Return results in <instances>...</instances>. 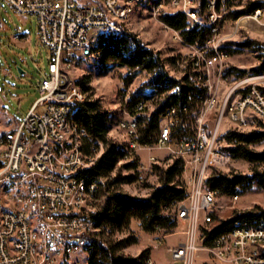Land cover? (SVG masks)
Masks as SVG:
<instances>
[{"label":"built area","instance_id":"1","mask_svg":"<svg viewBox=\"0 0 264 264\" xmlns=\"http://www.w3.org/2000/svg\"><path fill=\"white\" fill-rule=\"evenodd\" d=\"M1 1L19 14L35 17L48 65L38 84L39 96L25 116L11 128L0 124V264H61L65 258L92 251L100 230L94 212L107 185L105 177L89 180L81 175L102 155L104 144L96 142L86 151L88 134L73 115L87 97L71 72L82 62L101 58L97 45L102 33L128 37L124 24L144 0H0V9ZM192 1L149 0L148 8L156 16L169 4L211 29L213 36L205 45L188 44L194 49L190 61L196 79L206 90L194 135L172 137V129L179 122L175 106L165 110L153 145L139 141L138 119L125 108L127 117L120 119L118 126L128 137L130 153L149 152L139 162L144 174L140 184L154 174L155 164L175 158L182 162L181 180L187 197L178 203L177 218L184 229L179 231L183 235L180 243L169 248L172 262L264 264V220H237L230 232L209 244L200 232L220 208L215 204L217 191L203 186L206 170L225 168L232 161L227 141L219 132L221 123L228 117L241 130L255 129L259 121L264 122V73L235 82L220 105L216 121L207 123L206 114L216 103L217 87L211 76L217 75L222 84L228 80L222 70L228 51L215 37L221 30L227 2L206 0L209 16L203 21L196 18ZM261 1L262 6L238 19L264 25ZM13 37L27 36L17 31ZM176 64L180 66V60ZM142 107L141 103L137 106L139 110ZM155 150H162L164 155L157 157L152 153ZM146 263L153 264L152 259Z\"/></svg>","mask_w":264,"mask_h":264},{"label":"trees","instance_id":"2","mask_svg":"<svg viewBox=\"0 0 264 264\" xmlns=\"http://www.w3.org/2000/svg\"><path fill=\"white\" fill-rule=\"evenodd\" d=\"M226 2L228 8L242 4L241 0L236 4L231 3V0ZM205 5L206 0H200V6L195 9L199 16L200 9ZM262 5L263 2L260 1L246 2L243 9L234 10L229 15L233 20H237ZM170 7V10H164L162 21L178 31L185 43L195 46L205 45L212 35L210 27L189 21L180 9ZM97 48L102 53L101 58L92 61L95 64H93L94 68L99 71L126 69L128 76L124 77V80L133 79L141 72H145L150 77L148 92L132 93L123 105L130 115L138 119L141 143L153 145L156 142L165 110L171 106L177 108L179 119L177 126L172 129V137L194 135L195 119L201 109L202 99L206 96V90L197 81V73L191 62L186 66L183 76L177 78L170 74L166 60L162 59L158 52L131 33L128 37L122 38L102 33ZM224 48L227 49L228 55L250 49L259 61L258 66L249 71L234 67L227 68L224 70L226 76L236 80L245 74L264 72V44L245 40L226 42ZM211 53L209 50V54ZM171 61L173 62V59ZM88 82V80L85 82L79 80V84L76 83L86 93L90 90L87 86ZM140 103L143 107L139 110L137 106ZM148 103H152L154 107L150 113H148ZM118 117V112L104 110L100 100L88 98L73 115V120L88 134L87 152L96 142L104 144L102 155L90 167L83 169L81 175L89 180L98 176L107 178L106 188L100 197V200L102 198L104 200L94 212L100 228L99 236L94 239L86 264H147L149 249L143 250L136 256L118 255L119 251L137 240L136 236L130 234L131 224L137 223L140 231L149 235L159 232L164 236L173 234L179 226L178 203L187 197V188L181 180L183 166L179 158L155 164L154 174L149 177L150 180L147 181V177L141 184L138 182L143 177V172L139 168L140 158L128 151L127 143L108 138L113 124L118 122ZM224 137L227 141L226 150L232 160L247 162L251 166L252 173L239 175L209 167L203 183L204 188L216 190L218 196L227 198L239 197L254 188L264 191V170L256 168L264 165V150L256 152L252 149L264 142V122L259 121L258 127L248 132L229 130L224 133ZM131 183L144 185L150 191L146 196L124 193L121 190L122 186ZM237 220H264V210L238 213L226 220L213 215L212 221L202 226L200 232L206 236V243L209 244L214 238L230 232ZM123 233H128V236L121 240L114 238L115 235ZM73 257L75 256L65 258L61 264H67ZM209 263L211 262L204 261L202 264Z\"/></svg>","mask_w":264,"mask_h":264},{"label":"rangeland","instance_id":"3","mask_svg":"<svg viewBox=\"0 0 264 264\" xmlns=\"http://www.w3.org/2000/svg\"><path fill=\"white\" fill-rule=\"evenodd\" d=\"M254 1L262 2L261 0H241L242 4L239 6L227 7L226 15L222 19L221 30L215 36L216 40H220L221 45H224L226 42H243L245 40H253L264 44V25H259L247 19L233 20L229 15L234 10L243 9L246 2ZM148 2L149 0H144L134 8L129 20L124 24V28L127 32L136 35L149 48L158 52L161 58L166 60L170 74L180 78L183 76L186 66L191 62L190 54L194 52V49L187 43H183L184 41L181 39L178 31L171 29L170 26L162 21L161 16L163 12L164 10H170V5L165 4L161 13L153 16L148 8ZM237 2L238 0H231L233 4ZM1 5L0 124L4 128H11L13 124L25 116L38 98V84L44 72L47 71L48 58L46 50L41 47L38 39L35 17L15 12L6 1H1ZM199 6L200 0L192 1V10H195ZM208 16L209 10L204 6L200 9V16L197 14L196 18L207 21ZM188 19L189 21H194L189 17ZM17 31L25 34L27 37L18 40L14 39L13 36ZM209 48L207 47L208 53ZM171 59H173V62ZM175 60H180L181 65H177ZM93 62L92 60L82 62L72 70L71 76L77 83L79 80L80 82L88 80L87 86H89L90 90L86 92V97L92 100H100L102 108L108 112H118L119 122L120 119L127 117L123 112L124 102L134 92L141 91V93L146 94L149 90L148 80L150 77L145 72H141L133 79L124 80V77L128 76L126 69L115 68L108 72L99 71L94 68ZM258 64L259 61L256 54L250 49H244L236 54L228 55L222 63V70L223 74L224 70L230 67L249 71L255 66H258ZM257 74L259 73L245 74L236 80L231 76H227V83L224 84L218 82L217 75H212L211 82H214L217 87L216 103L214 108L206 114L205 121L209 124L216 121L219 115L220 105L227 91L235 82L244 77L256 76ZM148 108V113L153 111L154 107L152 103H148ZM118 122L113 124L108 138L118 142H125L126 144L128 137L119 128ZM229 130L238 129H236L235 124L228 120V117H225L221 123L219 132L221 135H224ZM251 130L254 129L246 128L239 131L248 132ZM252 149L256 152L263 151L264 142L254 146ZM152 153L157 157L164 155L162 150H155ZM134 154L141 161H144L149 155V152H138V154L136 152ZM256 168L257 170H264V165ZM215 170L239 175H249L252 173L251 166L242 160H232L225 168L215 167ZM206 174L207 170L205 176ZM149 180L150 178L148 177L147 181ZM121 190L132 196H146L150 191L144 185L141 186L138 183L123 185ZM103 200L104 198L98 202L97 209ZM215 204L220 208L215 209L213 215L221 220H226L242 212L258 209L264 210V191L254 188L248 193L239 196L236 201L233 198L219 195ZM183 229L182 223L179 222V226L173 234L164 236L159 232L154 235H149L140 231L137 223H132L130 234L136 236L137 240L134 244L119 251L118 255L136 256L143 250L149 249V257L152 259L153 264H175L171 260L169 248L177 246L183 239V235L179 233ZM126 236H128V233L117 234L114 238L121 240L126 238ZM87 256L88 254L75 256L67 264H86ZM202 263L198 262L197 264ZM209 264L215 263L211 262Z\"/></svg>","mask_w":264,"mask_h":264}]
</instances>
